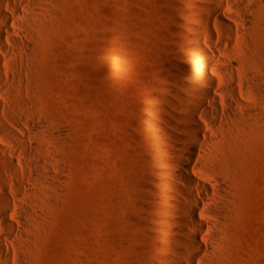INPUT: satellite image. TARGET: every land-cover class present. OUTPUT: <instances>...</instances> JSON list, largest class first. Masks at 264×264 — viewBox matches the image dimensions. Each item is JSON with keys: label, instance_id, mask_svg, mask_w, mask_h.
Returning <instances> with one entry per match:
<instances>
[{"label": "rangeland", "instance_id": "374dc122", "mask_svg": "<svg viewBox=\"0 0 264 264\" xmlns=\"http://www.w3.org/2000/svg\"><path fill=\"white\" fill-rule=\"evenodd\" d=\"M206 3L55 0L32 20L31 53L0 82V192L34 203L0 264H167L159 133L180 90L177 54ZM242 43L264 75V11ZM262 86L248 85L259 120L231 131L234 157L219 172L231 186L222 264H264Z\"/></svg>", "mask_w": 264, "mask_h": 264}, {"label": "bare ground", "instance_id": "6f19581e", "mask_svg": "<svg viewBox=\"0 0 264 264\" xmlns=\"http://www.w3.org/2000/svg\"><path fill=\"white\" fill-rule=\"evenodd\" d=\"M205 1L177 54L180 74L175 81L180 90L174 89L176 102L168 101L172 112L159 133L163 154L156 184L164 190V209L173 223V254L165 258L167 264H222V221L231 202V186L220 174L221 166L233 160L236 144L231 131L242 128L246 120H259L260 114V106L248 105L246 99L251 92L248 85L261 90L264 75L251 69L242 38L258 26L264 0ZM54 2L0 0V82L10 78L11 67L5 64L29 56L32 20L48 12ZM16 70L12 67V72ZM23 190L33 193L30 185H23ZM33 203L29 198L18 204L0 192V261L18 248L15 238L24 226L20 212L29 214Z\"/></svg>", "mask_w": 264, "mask_h": 264}]
</instances>
